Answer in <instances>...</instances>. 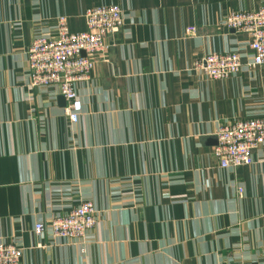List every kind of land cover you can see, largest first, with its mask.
Wrapping results in <instances>:
<instances>
[{
    "label": "crops",
    "instance_id": "1",
    "mask_svg": "<svg viewBox=\"0 0 264 264\" xmlns=\"http://www.w3.org/2000/svg\"><path fill=\"white\" fill-rule=\"evenodd\" d=\"M117 5L122 30L76 84L77 123L57 87L28 86L27 52L56 20ZM264 0H0V242L21 264H264V145L253 164L223 169L220 128L264 118V66L225 80L194 70L213 53L252 58L224 25ZM239 188L243 189L242 196ZM92 202L82 240L45 228Z\"/></svg>",
    "mask_w": 264,
    "mask_h": 264
},
{
    "label": "built area",
    "instance_id": "2",
    "mask_svg": "<svg viewBox=\"0 0 264 264\" xmlns=\"http://www.w3.org/2000/svg\"><path fill=\"white\" fill-rule=\"evenodd\" d=\"M84 19L87 31L72 33L68 19L58 17L55 36L36 38L27 52L28 86L57 87L67 101L65 111L72 123H77L82 113L76 84L90 80L95 67L93 56H105L110 49L107 37L119 33L124 26L123 10L117 5L90 9ZM224 25L249 36L251 60L244 64L239 52L213 53L197 60L194 70L203 72L210 80H225L238 75L244 66L249 69L264 66V7L250 12H231L225 16ZM217 138L213 155L221 168L250 166L254 151L264 145V118L222 127ZM238 190L242 196L243 189ZM96 216L95 205L84 202L48 226L36 224L34 230L42 234L47 227L54 238L84 241L96 224ZM22 255L21 248L0 242V264H21Z\"/></svg>",
    "mask_w": 264,
    "mask_h": 264
},
{
    "label": "water",
    "instance_id": "3",
    "mask_svg": "<svg viewBox=\"0 0 264 264\" xmlns=\"http://www.w3.org/2000/svg\"><path fill=\"white\" fill-rule=\"evenodd\" d=\"M84 54V53H83Z\"/></svg>",
    "mask_w": 264,
    "mask_h": 264
}]
</instances>
